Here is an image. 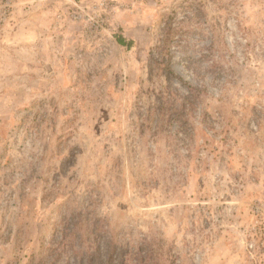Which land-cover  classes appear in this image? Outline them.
I'll list each match as a JSON object with an SVG mask.
<instances>
[{
	"label": "rangeland",
	"instance_id": "obj_1",
	"mask_svg": "<svg viewBox=\"0 0 264 264\" xmlns=\"http://www.w3.org/2000/svg\"><path fill=\"white\" fill-rule=\"evenodd\" d=\"M63 236L264 264V0H0V264Z\"/></svg>",
	"mask_w": 264,
	"mask_h": 264
},
{
	"label": "trees",
	"instance_id": "obj_2",
	"mask_svg": "<svg viewBox=\"0 0 264 264\" xmlns=\"http://www.w3.org/2000/svg\"><path fill=\"white\" fill-rule=\"evenodd\" d=\"M169 33L170 32L168 31L167 34ZM169 35L166 36L167 40L170 39ZM118 42L122 47H125L127 49L132 48L134 44L133 41L127 40L123 36H118ZM168 45H163L162 48H159L158 55H156L155 52H152L150 59L151 60L150 67L152 66L151 68L152 72L162 71L165 78L170 82L173 78L176 77L172 65L182 64L183 66H188V65H192L193 60L187 56L188 52L185 47L181 48V51L184 52V55L174 59L172 56H169L168 50L164 51L165 49H168L166 48ZM176 78H180V77H176ZM161 105L162 107H164L166 105V102L163 100ZM177 119L179 121L178 117ZM78 217L79 218H76L74 220V225L72 228L73 231L81 230L86 227L85 226L86 223L85 221L82 220L81 214H79ZM66 239L67 237L63 236L61 238V241L53 240L50 247H47V249L43 252L44 254L38 257L36 260H34L31 264H58L61 257L60 254L61 252H64V250L61 247H65ZM68 246L69 244L66 245V247ZM152 252L153 250H151L150 247H141L139 250L132 251L128 255V253L125 254V252H123L121 247H119L114 242H111L108 239L102 241L100 237V238H94V240L89 244L87 251L84 252L80 250L83 259L78 261L77 259L79 253H76L75 256L77 258H75V261L77 262V264H129L131 262L134 264H172L173 263L172 261L170 262L169 259L166 258L165 256L163 257V255L157 258L155 255H153ZM55 254L59 257L57 258ZM51 256H52V260H51Z\"/></svg>",
	"mask_w": 264,
	"mask_h": 264
}]
</instances>
